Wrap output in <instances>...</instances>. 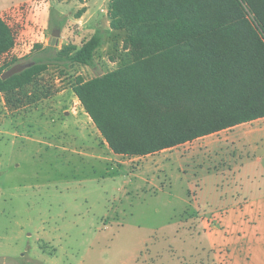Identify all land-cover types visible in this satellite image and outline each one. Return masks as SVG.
<instances>
[{"label": "rangeland", "instance_id": "374dc122", "mask_svg": "<svg viewBox=\"0 0 264 264\" xmlns=\"http://www.w3.org/2000/svg\"><path fill=\"white\" fill-rule=\"evenodd\" d=\"M109 4L0 0L15 36L0 65L28 62L38 43L61 49L104 34L94 65L53 64L24 88L0 92V264H174L171 251L195 254L202 222L214 211L224 215L217 223L239 224L240 209L229 206L239 201L242 181L264 183L245 176L262 167L264 125L247 134L260 125L242 123L145 156L111 150L72 88L78 77L133 61L128 31L110 26ZM189 186L200 209L184 203ZM222 226L221 238L241 249V235Z\"/></svg>", "mask_w": 264, "mask_h": 264}, {"label": "trees", "instance_id": "16d2710c", "mask_svg": "<svg viewBox=\"0 0 264 264\" xmlns=\"http://www.w3.org/2000/svg\"><path fill=\"white\" fill-rule=\"evenodd\" d=\"M109 13L133 61L72 88L114 153L145 156L264 117V0H110ZM103 43L101 30L81 46L38 43L22 72L4 80L21 62L0 65V92L53 64L94 65ZM14 45L0 14V56Z\"/></svg>", "mask_w": 264, "mask_h": 264}, {"label": "crops", "instance_id": "0c3cea01", "mask_svg": "<svg viewBox=\"0 0 264 264\" xmlns=\"http://www.w3.org/2000/svg\"><path fill=\"white\" fill-rule=\"evenodd\" d=\"M263 121L264 117L251 121V124H259L260 127L249 131L247 134L263 130ZM254 142L242 141L241 143L242 145H252ZM256 162L262 167L256 170L253 168L246 169V179H258L259 181L260 178L264 179V158L261 156L257 157ZM243 165L241 164V166ZM242 182L239 188H236V192L239 193L240 190L241 193L239 201L229 206L230 210H234L235 208L240 209L239 224L229 218L225 219L222 223H217V221H220L218 217L221 219L224 215L223 212L214 211L210 219L202 222L203 232L197 236L199 244L196 247L197 259L193 260L196 252L192 254L191 251L181 248L180 251H171L170 256L173 261L175 260L174 264H264V183L261 184L258 181V183L251 184H248L247 181ZM220 187L222 186L217 185L216 191L221 189ZM192 188L201 189L202 187L195 185ZM192 188L190 186L185 187L184 193H186V198H184V203L185 205L189 204L191 200L192 206L200 209L202 206L199 203V196L196 192H193ZM169 189H173V186H170L166 190ZM189 189L192 191L191 195L187 194ZM163 191L165 190L161 192ZM219 198L222 199L223 195L221 194ZM217 214H220V216H217ZM222 225H225V228L228 226L229 230L238 232L241 235V249L234 244V238L228 236L221 238V231L224 228ZM221 251H223L224 255H220ZM188 260L192 261V263Z\"/></svg>", "mask_w": 264, "mask_h": 264}, {"label": "water", "instance_id": "95a60500", "mask_svg": "<svg viewBox=\"0 0 264 264\" xmlns=\"http://www.w3.org/2000/svg\"><path fill=\"white\" fill-rule=\"evenodd\" d=\"M59 34H60V30H54L53 31L54 37L59 36ZM54 44H57V38H52L51 45H54ZM32 64H33V62H21V63L15 64L11 68L6 70L1 75V78L5 80V79L13 76L14 74L22 72L24 69L30 67Z\"/></svg>", "mask_w": 264, "mask_h": 264}]
</instances>
